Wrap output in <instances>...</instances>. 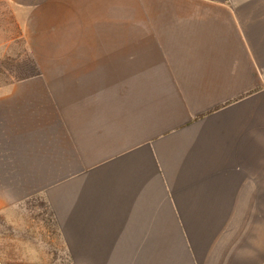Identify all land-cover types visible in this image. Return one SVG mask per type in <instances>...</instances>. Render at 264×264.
<instances>
[{
	"label": "crops",
	"instance_id": "obj_1",
	"mask_svg": "<svg viewBox=\"0 0 264 264\" xmlns=\"http://www.w3.org/2000/svg\"><path fill=\"white\" fill-rule=\"evenodd\" d=\"M7 1L0 215L43 200L54 262L264 264V0Z\"/></svg>",
	"mask_w": 264,
	"mask_h": 264
},
{
	"label": "rangeland",
	"instance_id": "obj_2",
	"mask_svg": "<svg viewBox=\"0 0 264 264\" xmlns=\"http://www.w3.org/2000/svg\"><path fill=\"white\" fill-rule=\"evenodd\" d=\"M23 13L0 0V78L8 59L21 61L25 50L35 60L20 24ZM7 59V61H6ZM62 246L45 202L33 198L0 215V264H65L54 262Z\"/></svg>",
	"mask_w": 264,
	"mask_h": 264
},
{
	"label": "trees",
	"instance_id": "obj_3",
	"mask_svg": "<svg viewBox=\"0 0 264 264\" xmlns=\"http://www.w3.org/2000/svg\"><path fill=\"white\" fill-rule=\"evenodd\" d=\"M23 57L25 59L21 61L8 59V65H6L3 68L4 70H2L4 71V77L0 79H26L36 77L38 75V70L36 67V62L32 58L31 54H29L27 50H25Z\"/></svg>",
	"mask_w": 264,
	"mask_h": 264
}]
</instances>
